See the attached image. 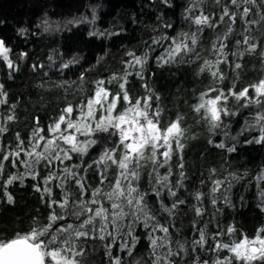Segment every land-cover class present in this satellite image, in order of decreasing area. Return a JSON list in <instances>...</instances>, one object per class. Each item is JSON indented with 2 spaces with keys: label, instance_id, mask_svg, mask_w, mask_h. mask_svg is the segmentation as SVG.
Masks as SVG:
<instances>
[{
  "label": "snow or ice",
  "instance_id": "obj_1",
  "mask_svg": "<svg viewBox=\"0 0 264 264\" xmlns=\"http://www.w3.org/2000/svg\"><path fill=\"white\" fill-rule=\"evenodd\" d=\"M162 2L167 4L168 0ZM214 2L218 6L221 4V0ZM196 7V0H193L184 17L195 25V30L182 32L176 37L162 35L154 38L147 47L151 51L154 50L152 45L164 47L161 42H169L164 53L157 57L161 64L197 61L201 59L198 45L204 29L219 31L222 25L226 26L223 33L212 40L210 58L199 65L200 73H209L211 83L200 93V102L194 105V111L210 131H215L227 128L224 117L236 115L229 111V97L238 102L243 100L241 107L244 108L256 105L258 110L250 120H246L244 131H258L259 136L245 142L264 144V80L240 91H234V86L228 89L214 86L224 81L220 65H231L229 57L242 59L245 55L258 54L264 58V50L258 51L264 48V44L260 43L264 39V31L257 28L264 29V0H225L218 19L205 11L193 15ZM37 27L43 28L44 32L52 30L47 20ZM164 27L170 29L173 26L165 24ZM26 31L19 29L21 34ZM89 35L99 38L118 33L92 32ZM10 51L5 41L0 39V57L13 69ZM20 55L27 57L28 54L21 52ZM128 56L131 59L124 61L123 75L113 74L109 79L94 81L86 98L63 107L46 130L37 118L36 126L27 139L17 132L14 145L6 150L0 149V178L6 163L23 169L3 180L2 188L8 202H13L8 186L14 182L23 186L24 179L31 178L36 181L34 191L42 193L41 200L50 209L46 223L37 221L23 235L17 233L12 239L0 238V264H87L89 241L93 244L102 242L107 264H132V261L115 255L113 247L119 241L120 251L133 257L139 239L136 235L138 226H142L147 234L150 264H189L184 258L190 253H195L191 264H264V229L252 238L243 235L240 239H233V227L229 226L224 232L217 225L218 230L212 234V243H209L206 226L194 224L196 236L189 242L181 240L171 232L170 224L162 222L161 213L172 217L177 208L186 202L177 194V190L185 186L184 164L179 165V179H175L170 165L173 154L182 152L184 148L182 138L185 130L180 117L167 127L162 125V110L155 103L159 101L158 96L149 94L133 100L129 95L126 87L128 77L135 74L144 79L147 55L138 56L129 52ZM76 63L78 60L73 57L60 63L58 70L63 72ZM137 66L138 70L133 73L132 69ZM234 67L240 69L241 64L237 62ZM32 68L35 71L44 68V65L33 64ZM79 80L85 81L86 76L81 73ZM112 81L118 82L119 91L113 92L109 87ZM2 88L3 85H0ZM250 88L255 91V96L251 95ZM0 96L5 97L0 99V105L6 104V93L0 92ZM15 120L13 105L7 116L0 118V136ZM224 135H228L227 131ZM208 142L213 143L212 140ZM215 147L226 149L229 153L236 150L235 145L227 146L224 142L215 144ZM96 148L100 149V154L92 158L91 150ZM149 165L150 170H147ZM161 169L166 171L161 172ZM90 171L98 178L96 183L89 177ZM145 173L147 186L141 183ZM235 179V176L231 179H212L208 196L213 207L219 199L226 204L229 202L225 193ZM257 179H264V176ZM226 182L227 188L222 189ZM217 193H220L219 197ZM165 196L175 198L170 206ZM193 198L197 201L196 215L202 217L205 212L201 204L205 194L197 190ZM157 203L159 207H156ZM216 210L219 211L218 208ZM225 236L228 240L222 239ZM188 243L191 248L187 247ZM202 251L210 256L202 257ZM223 252L227 255H221ZM135 264L144 262L136 260Z\"/></svg>",
  "mask_w": 264,
  "mask_h": 264
},
{
  "label": "trees",
  "instance_id": "obj_2",
  "mask_svg": "<svg viewBox=\"0 0 264 264\" xmlns=\"http://www.w3.org/2000/svg\"><path fill=\"white\" fill-rule=\"evenodd\" d=\"M224 2L221 0L218 6L214 0H196L197 7L192 14L205 11L218 19ZM192 3L193 0H168L167 4L162 0H0V38L11 50L9 59L14 65L10 69L0 57V85H3L0 92L6 93L7 100L6 104L0 105V118L7 116L13 105L16 116V120L7 125L8 131L0 136V149L6 150L14 145L17 132L27 139L36 126L37 118L40 126L46 130L63 107L69 103L77 104L86 98L94 81L109 79L113 74L123 75L124 61L131 59L129 52L138 56L147 55L144 79L135 74L128 77L126 87L129 95L133 100L149 94L158 96L159 101L155 103L162 110V125L167 127L171 121L180 117L185 130L182 138L184 148L182 152L173 154L170 165L175 179H179V165L184 164L185 186L179 188L177 194L186 202L177 208L172 217L161 213L162 222L170 224L173 234L189 242L196 236L194 224L206 226L209 243H212V234L218 230L217 225L224 232L229 226L233 227V239H240L243 235L252 238L264 229V179H257L264 176V144L246 143L253 136H259V132L244 131V127L246 120H250L258 110L257 106L244 108L241 107L243 100L238 102L234 97H229V111L236 115L224 117L227 128L215 131H210L194 111V105L200 102V93L211 83L209 73H200L199 65L203 64L204 59L210 58L211 42L223 33L226 26L222 25L219 31L204 29L198 45L201 59L197 61L161 64L157 57L164 53L169 42L162 41L164 47L152 45L154 50L151 51L147 47L154 38L162 35L176 37L182 32L195 30V25L184 18L185 10ZM45 20L51 26L49 32L37 27ZM165 24L173 27L165 28ZM21 28L27 31L21 34ZM257 28L264 31L259 26ZM92 32L118 35L98 38L90 36ZM260 43L264 44V39ZM262 50L264 48L258 49ZM21 52H26L27 57H21ZM73 57L78 63L63 72L58 70L60 63ZM229 59L231 65H220L225 75L224 81L214 86L225 89L234 86V91H240L264 80V58L260 55ZM237 62L241 64L240 69L234 67ZM33 64H43L44 68L34 71ZM137 70L138 66L132 72ZM45 72L47 76L43 75ZM81 73L86 76L85 81L79 80ZM109 87L113 92L119 91L117 81H112ZM249 90L252 96L256 95L253 89ZM4 98L0 96V99ZM225 131L227 136L224 135ZM209 140L213 143L210 144ZM221 142L227 146L235 145L236 150L229 153L226 149L215 147V144ZM91 153L92 158H96L100 149H93ZM147 170H150V165ZM17 171L22 172L23 169L13 168L10 163H6L0 178V238L4 239L15 238L17 233L23 235L29 232L37 221L46 223L50 211L41 200L42 193L34 191L36 181L31 178H25L23 186L19 182L8 186L7 191L13 197V202H8L2 188L3 180ZM88 175L93 183L97 182L98 178L93 172L90 171ZM231 176L237 179L232 180L231 187L225 193L229 202L226 204L223 199H219L216 207H213L208 196L212 179H231ZM147 180L146 173L142 174L141 183L147 186ZM223 188H227V182ZM197 190L205 194L201 204L205 212L202 217H198L195 212L197 201L193 193ZM55 191L59 192L58 189ZM172 199L175 198L165 196L169 206ZM156 207H159L158 203ZM136 235L139 239L133 257L120 251L119 241L114 245L113 253L124 257L126 261H132V264L136 260L150 264L149 241L142 226L137 227ZM222 239L228 240V237ZM187 247L191 248V244L188 243ZM104 253L102 242L96 241L93 244L89 241L87 264H107ZM200 255L204 258L210 256L206 251ZM194 258L195 253H190L184 259L191 264Z\"/></svg>",
  "mask_w": 264,
  "mask_h": 264
},
{
  "label": "water",
  "instance_id": "obj_3",
  "mask_svg": "<svg viewBox=\"0 0 264 264\" xmlns=\"http://www.w3.org/2000/svg\"><path fill=\"white\" fill-rule=\"evenodd\" d=\"M1 39V38H0Z\"/></svg>",
  "mask_w": 264,
  "mask_h": 264
}]
</instances>
